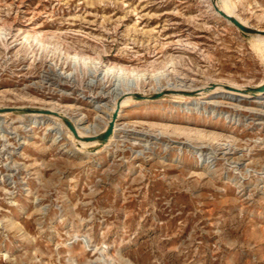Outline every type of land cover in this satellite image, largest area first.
Masks as SVG:
<instances>
[{
	"label": "rangeland",
	"instance_id": "rangeland-1",
	"mask_svg": "<svg viewBox=\"0 0 264 264\" xmlns=\"http://www.w3.org/2000/svg\"><path fill=\"white\" fill-rule=\"evenodd\" d=\"M233 1L264 31V0ZM254 39L207 0H0V107L101 127L134 82L106 65L141 75L139 95L249 90L264 79ZM203 100L126 105L115 138L78 154L50 121L0 118V264H264V95Z\"/></svg>",
	"mask_w": 264,
	"mask_h": 264
},
{
	"label": "bare ground",
	"instance_id": "bare-ground-1",
	"mask_svg": "<svg viewBox=\"0 0 264 264\" xmlns=\"http://www.w3.org/2000/svg\"><path fill=\"white\" fill-rule=\"evenodd\" d=\"M227 2V7L221 6L217 0H207V7L208 10L218 18L222 19L224 23L230 27H235V25L228 19L224 18L220 15V13L232 17L235 21L240 23L243 26L251 27L246 20H244L237 11V6L233 0H225ZM214 5L216 9L214 8ZM254 28V27H253ZM256 29V28H255ZM258 30V29H257ZM261 32H264L262 30H259ZM257 39L256 40V50L259 52L264 53V34H254ZM253 37V36H252ZM76 58V56H74ZM83 65H91L92 67H96L98 63L96 61H86L81 60ZM103 76H113L122 78L124 80H127L128 78H131L133 82V86H129L127 83H125L124 88L122 92L116 93L114 97L112 98V102L110 106L107 108L106 112L103 113L105 119L103 126L98 127L97 125L95 127L92 126H86L84 125V115L80 114L77 118L71 117L69 114H67L64 111H61L59 109H55L48 106H40V107H34V106H17L13 107L11 109H27L29 108V111H20V110H5L0 111V118L6 117V116H17L21 119H29L30 122H33L31 124L39 123L40 121H50L54 125H56V128L59 127L61 130H63V134L69 138L70 142L73 144V151L75 153H83L84 150H87V148L94 147L100 145L97 139H91L89 141H86L85 138H94L102 133L105 132L107 129L109 123L112 119V114H116V118L113 123L112 132L107 139V141L102 144L105 145L106 143H110L114 138L118 131V128L120 124L117 122V117H119V113L121 112V109L126 105H134V104H146L150 101L147 96L163 92L164 90H168L169 98L172 103L178 104L180 108H186L191 110L190 108L192 106L197 105V101L204 99L203 103L211 104V100L214 98L215 95H224L228 96L230 98L236 97V98H259L264 95V91H248L244 90L238 86L233 85H221V84H215L213 87H206V86H200L199 88H195L192 85H185L183 82L178 83V85L174 86H165V87H158L157 89H152V91L143 94L145 98L141 99L140 101H136V99L130 95L134 93V90L138 89V81L137 79L141 76L137 73L134 74L133 71L128 72V75L120 68H115L112 66H105V68L101 71ZM100 73V75H101ZM155 77V76H154ZM129 82V81H126ZM132 82V81H131ZM157 83V82H156ZM132 85V84H131ZM171 85V84H170ZM264 85V79L260 82V84H256L254 88L260 87ZM168 99V98H166ZM100 106H96V109L98 110ZM68 108L73 109L74 107L72 105L68 106ZM0 109H7L4 107H0ZM66 119L70 122L72 125L75 134L77 135V138L74 136L73 132L69 129V127L66 125L63 119ZM55 140L52 141V144H54Z\"/></svg>",
	"mask_w": 264,
	"mask_h": 264
},
{
	"label": "water",
	"instance_id": "water-1",
	"mask_svg": "<svg viewBox=\"0 0 264 264\" xmlns=\"http://www.w3.org/2000/svg\"><path fill=\"white\" fill-rule=\"evenodd\" d=\"M214 8L216 9L215 5H214ZM221 16H223L224 18L230 20L242 33H245V34H264V32H261L253 27H248V26H243L241 25L240 23H238L237 21H235L232 17L230 16H226L222 13H220ZM257 90H260V91H264V85L260 86V87H257V88H252V89H249L248 91H257ZM170 92L168 90H164L163 92H158V93H155V94H152V95H149L147 96L149 99L151 100H154V99H157L159 98L160 96L164 95V94H169ZM132 95L136 100H141L143 98H145L144 95H139V94H130ZM5 110H20V109H11V108H7V109H0V111H5ZM22 111H29L30 109L27 108V109H21ZM20 110V111H21ZM116 118V114L113 113L112 114V119H111V122L109 123L107 129L105 130L104 133L94 137V138H85L86 141H89L91 139H97L98 142L100 144H104L107 139L109 138L111 132H112V128H113V123H114V120ZM64 122L66 123V125L69 127V129L73 132L74 136L77 138V135L75 134L74 132V129L72 127V125L70 124V122L68 120H66L65 118L63 119Z\"/></svg>",
	"mask_w": 264,
	"mask_h": 264
}]
</instances>
